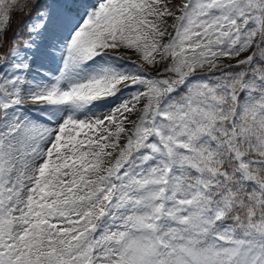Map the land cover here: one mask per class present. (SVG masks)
<instances>
[{"label": "snow or ice", "instance_id": "1", "mask_svg": "<svg viewBox=\"0 0 264 264\" xmlns=\"http://www.w3.org/2000/svg\"><path fill=\"white\" fill-rule=\"evenodd\" d=\"M0 264H264V0H0Z\"/></svg>", "mask_w": 264, "mask_h": 264}, {"label": "trees", "instance_id": "2", "mask_svg": "<svg viewBox=\"0 0 264 264\" xmlns=\"http://www.w3.org/2000/svg\"><path fill=\"white\" fill-rule=\"evenodd\" d=\"M26 15L23 14H15L12 20V25H11V31L9 32V36L12 35L14 28L22 21V19L25 17Z\"/></svg>", "mask_w": 264, "mask_h": 264}, {"label": "rangeland", "instance_id": "3", "mask_svg": "<svg viewBox=\"0 0 264 264\" xmlns=\"http://www.w3.org/2000/svg\"><path fill=\"white\" fill-rule=\"evenodd\" d=\"M27 18H28V17H27ZM27 18L22 22V24L27 20ZM22 24H21V25H22Z\"/></svg>", "mask_w": 264, "mask_h": 264}]
</instances>
